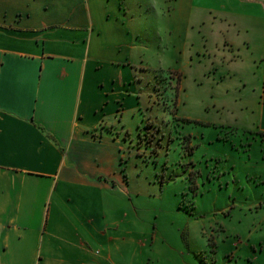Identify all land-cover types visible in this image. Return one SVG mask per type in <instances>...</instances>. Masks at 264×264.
<instances>
[{"label": "crops", "instance_id": "crops-1", "mask_svg": "<svg viewBox=\"0 0 264 264\" xmlns=\"http://www.w3.org/2000/svg\"><path fill=\"white\" fill-rule=\"evenodd\" d=\"M200 15L195 0H0V264L108 262L126 218L124 151L136 154L174 75L181 90L210 70L186 59ZM232 15L246 30L231 48L263 62L264 117V0ZM236 57L217 73L241 72Z\"/></svg>", "mask_w": 264, "mask_h": 264}, {"label": "rangeland", "instance_id": "rangeland-1", "mask_svg": "<svg viewBox=\"0 0 264 264\" xmlns=\"http://www.w3.org/2000/svg\"><path fill=\"white\" fill-rule=\"evenodd\" d=\"M195 4L186 59L210 70L187 75L181 90L174 75L171 100L142 127L136 154L124 151L126 218L109 230L105 264H264L263 62L256 48L230 46L246 30L232 15L240 0ZM259 21L254 28L264 29ZM233 55L241 72L218 74Z\"/></svg>", "mask_w": 264, "mask_h": 264}]
</instances>
